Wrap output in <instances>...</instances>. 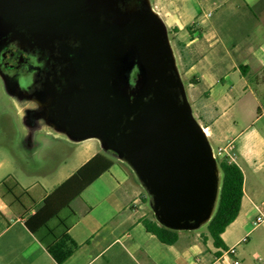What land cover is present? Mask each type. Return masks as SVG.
I'll return each instance as SVG.
<instances>
[{
	"label": "crops",
	"instance_id": "0c3cea01",
	"mask_svg": "<svg viewBox=\"0 0 264 264\" xmlns=\"http://www.w3.org/2000/svg\"><path fill=\"white\" fill-rule=\"evenodd\" d=\"M151 1L176 44L171 49L179 53L177 58L173 52L175 66L191 111L218 142L220 158L243 174L239 213L220 236L225 248L214 246L208 230H199L202 224L175 231L172 245L147 232L142 221H156L147 210L149 196L125 162L94 144L75 151L72 167L67 159L56 173L40 175L18 173L0 148V182L13 176L33 200L17 214L0 196V264H226L220 256L229 248H235L240 264H250L257 256L261 260L264 239L257 237L251 248L250 237L264 227L253 226L254 207L264 203V0ZM96 154L110 165L78 195L65 199L67 209L60 217L77 248L57 263L41 233H31L25 222Z\"/></svg>",
	"mask_w": 264,
	"mask_h": 264
},
{
	"label": "water",
	"instance_id": "95a60500",
	"mask_svg": "<svg viewBox=\"0 0 264 264\" xmlns=\"http://www.w3.org/2000/svg\"><path fill=\"white\" fill-rule=\"evenodd\" d=\"M0 0V51L24 30L36 44L57 35L78 41L84 89L65 126L72 141L99 140L133 171L156 222L193 230L210 220L218 166L195 121L166 28L148 0ZM139 67L136 83L130 77Z\"/></svg>",
	"mask_w": 264,
	"mask_h": 264
},
{
	"label": "rangeland",
	"instance_id": "374dc122",
	"mask_svg": "<svg viewBox=\"0 0 264 264\" xmlns=\"http://www.w3.org/2000/svg\"><path fill=\"white\" fill-rule=\"evenodd\" d=\"M149 1L152 4V1ZM168 40L171 47H176L172 35L168 34ZM19 50L20 48L16 46H10L4 54L5 62L17 64V56L20 54ZM174 55L179 58L178 51L174 52ZM138 75V70L132 75V82L134 84ZM22 82L19 80V77L6 74L5 70L0 67V148L5 151L6 159L12 162L13 168L18 173L26 170L37 171L38 175L46 172V170L47 172L56 173L57 168L62 162L67 161V159H70L72 167V164L75 163V151L85 145L94 144L102 152H107L102 148L97 139L75 142L65 133L57 130L45 117L39 105L27 97L26 89L23 87ZM183 83H185L184 80ZM192 115L201 127H206L199 121L196 114L194 116L192 112ZM206 137L209 145L215 151V160L218 166V162L221 160L218 152L219 144L212 137H209L208 130ZM108 153L114 158L118 157L112 152ZM218 178L220 186L221 173H219ZM216 206L217 200L212 215ZM147 210L150 215H153L150 198H148ZM199 230L207 232L206 223L202 224ZM259 236H262L264 239V227L258 228L251 235V248ZM259 255H261V260L258 261L257 256L255 257V261L251 260L250 264H264V253L261 252Z\"/></svg>",
	"mask_w": 264,
	"mask_h": 264
},
{
	"label": "trees",
	"instance_id": "16d2710c",
	"mask_svg": "<svg viewBox=\"0 0 264 264\" xmlns=\"http://www.w3.org/2000/svg\"><path fill=\"white\" fill-rule=\"evenodd\" d=\"M110 162L101 154H96L84 166L78 169L69 179L56 188L42 203V206L30 216L25 226L33 234L41 233V241L51 257L57 262H64L77 248L66 234L67 226L61 219L60 213L67 209L64 202L67 197L78 195L87 185L103 173ZM221 173L217 206L214 214L207 223V230L216 248H225L221 234L232 223L240 209L243 195V174L239 167L227 159L218 162ZM0 196L17 214L24 212L27 202L32 197L28 190L22 188L16 179L9 175L0 182ZM51 221H57L54 228L49 226ZM143 225L147 232L153 234L161 243L172 245L177 241L176 232L159 225L151 219H144ZM61 228V233H57Z\"/></svg>",
	"mask_w": 264,
	"mask_h": 264
},
{
	"label": "flooded vegetation",
	"instance_id": "af4514ba",
	"mask_svg": "<svg viewBox=\"0 0 264 264\" xmlns=\"http://www.w3.org/2000/svg\"><path fill=\"white\" fill-rule=\"evenodd\" d=\"M139 6L140 0H126L120 5V9L124 11ZM17 31L19 39L9 41L11 35L7 36V45L0 51V67L6 74L23 81L27 97L39 105L48 120L58 126H65L68 113L74 108L75 101L84 89L79 74V67L83 65L75 53L80 46L79 42L57 35L52 42L36 44L31 41L27 45L23 42L29 36L24 30ZM10 46L20 48L17 64L4 60V54ZM137 70L140 72L138 66L131 73V85L134 84L132 75Z\"/></svg>",
	"mask_w": 264,
	"mask_h": 264
},
{
	"label": "built area",
	"instance_id": "2783aa9c",
	"mask_svg": "<svg viewBox=\"0 0 264 264\" xmlns=\"http://www.w3.org/2000/svg\"><path fill=\"white\" fill-rule=\"evenodd\" d=\"M207 136V134H205ZM215 158L214 153L212 152ZM256 210V216L253 220V226L257 227L264 224V203H261L254 207ZM236 250L235 248H229L224 250L220 256V260L226 264H240L239 260L235 258Z\"/></svg>",
	"mask_w": 264,
	"mask_h": 264
},
{
	"label": "bare ground",
	"instance_id": "6f19581e",
	"mask_svg": "<svg viewBox=\"0 0 264 264\" xmlns=\"http://www.w3.org/2000/svg\"><path fill=\"white\" fill-rule=\"evenodd\" d=\"M203 132H204V134H207L204 128H203Z\"/></svg>",
	"mask_w": 264,
	"mask_h": 264
}]
</instances>
